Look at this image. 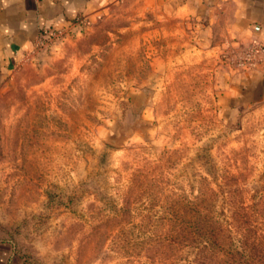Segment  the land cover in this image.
<instances>
[{
  "label": "rangeland",
  "instance_id": "1",
  "mask_svg": "<svg viewBox=\"0 0 264 264\" xmlns=\"http://www.w3.org/2000/svg\"><path fill=\"white\" fill-rule=\"evenodd\" d=\"M216 15L112 0L16 65L0 90V243L17 264H239L233 215L264 216L249 84L264 58Z\"/></svg>",
  "mask_w": 264,
  "mask_h": 264
},
{
  "label": "crops",
  "instance_id": "2",
  "mask_svg": "<svg viewBox=\"0 0 264 264\" xmlns=\"http://www.w3.org/2000/svg\"><path fill=\"white\" fill-rule=\"evenodd\" d=\"M111 1L0 0V90L45 31L69 27L76 16L91 21ZM201 1L217 14L213 18L224 20L226 35L241 43H257L264 47V0ZM262 66L249 83L257 103H264V64ZM13 253V245L0 243V264H17Z\"/></svg>",
  "mask_w": 264,
  "mask_h": 264
},
{
  "label": "trees",
  "instance_id": "3",
  "mask_svg": "<svg viewBox=\"0 0 264 264\" xmlns=\"http://www.w3.org/2000/svg\"><path fill=\"white\" fill-rule=\"evenodd\" d=\"M252 207L255 209V205ZM256 218L252 219L251 212L240 205L233 220L238 232V244L240 251H237L239 264H264V216H259L257 210ZM199 229H203L202 226Z\"/></svg>",
  "mask_w": 264,
  "mask_h": 264
},
{
  "label": "built area",
  "instance_id": "4",
  "mask_svg": "<svg viewBox=\"0 0 264 264\" xmlns=\"http://www.w3.org/2000/svg\"><path fill=\"white\" fill-rule=\"evenodd\" d=\"M80 18L81 17H75L73 19L72 23L70 24V27H71V25H75V24L81 23L82 21H81ZM52 32H54V31L53 30L45 31L43 33V35H42L43 38L50 37L51 35L53 36L54 34ZM57 34H60V31H58ZM251 51L254 53V56H253L254 59H257V60L259 59V60H261V62L263 61V58H264V47L260 46L257 43H254ZM259 60L257 61L258 63H259Z\"/></svg>",
  "mask_w": 264,
  "mask_h": 264
}]
</instances>
